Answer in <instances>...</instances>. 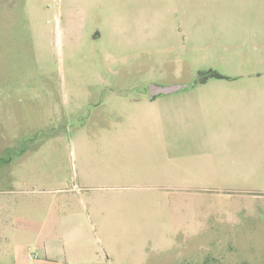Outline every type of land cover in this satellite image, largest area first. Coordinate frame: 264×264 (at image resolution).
<instances>
[{"label": "rangeland", "instance_id": "obj_1", "mask_svg": "<svg viewBox=\"0 0 264 264\" xmlns=\"http://www.w3.org/2000/svg\"><path fill=\"white\" fill-rule=\"evenodd\" d=\"M0 264H264V0H0Z\"/></svg>", "mask_w": 264, "mask_h": 264}, {"label": "water", "instance_id": "obj_2", "mask_svg": "<svg viewBox=\"0 0 264 264\" xmlns=\"http://www.w3.org/2000/svg\"><path fill=\"white\" fill-rule=\"evenodd\" d=\"M215 76H217V74L213 71L202 72L198 75V82H202L203 80H208ZM196 84L197 82L189 85H172V86H160V85L152 84L150 89V98L151 100H155L156 98L162 95H169V94L177 93L183 89H190Z\"/></svg>", "mask_w": 264, "mask_h": 264}, {"label": "flooded vegetation", "instance_id": "obj_3", "mask_svg": "<svg viewBox=\"0 0 264 264\" xmlns=\"http://www.w3.org/2000/svg\"><path fill=\"white\" fill-rule=\"evenodd\" d=\"M205 81H207V80H203L202 82H205ZM157 99V98H156Z\"/></svg>", "mask_w": 264, "mask_h": 264}, {"label": "crops", "instance_id": "obj_4", "mask_svg": "<svg viewBox=\"0 0 264 264\" xmlns=\"http://www.w3.org/2000/svg\"><path fill=\"white\" fill-rule=\"evenodd\" d=\"M209 80V79H208Z\"/></svg>", "mask_w": 264, "mask_h": 264}]
</instances>
